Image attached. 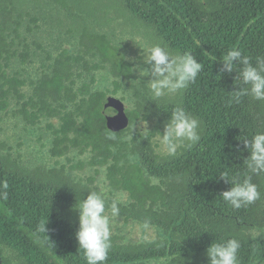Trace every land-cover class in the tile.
Instances as JSON below:
<instances>
[{
    "label": "trees",
    "instance_id": "16d2710c",
    "mask_svg": "<svg viewBox=\"0 0 264 264\" xmlns=\"http://www.w3.org/2000/svg\"><path fill=\"white\" fill-rule=\"evenodd\" d=\"M145 43L204 68L153 102L135 55ZM232 47L264 57V0H0L1 263L86 264L73 206L95 189L120 209L105 264H208L207 246L229 237L239 264H264V173L246 208L219 196L230 187L221 172L246 171L242 139L264 131V101L229 103L236 73L219 70ZM107 95L152 126L107 139ZM176 106L200 121V140L166 156L155 136Z\"/></svg>",
    "mask_w": 264,
    "mask_h": 264
},
{
    "label": "clouds",
    "instance_id": "9594fccd",
    "mask_svg": "<svg viewBox=\"0 0 264 264\" xmlns=\"http://www.w3.org/2000/svg\"><path fill=\"white\" fill-rule=\"evenodd\" d=\"M220 59L222 66L219 71L235 72L234 78L239 86L229 91V103H240L242 97L264 101V57H257L253 64L249 56L242 54L237 47H232ZM142 60L148 65L142 71L144 76L149 77L146 88L153 102L180 93L195 83L204 68L192 52L173 53L161 44H154L144 50ZM142 126L147 128L145 120ZM136 131L135 125L130 124L128 137L131 139ZM200 132V121L183 107L176 106L164 122L163 131H156L155 139L162 155L176 156L179 150L190 149L196 145L200 140ZM106 138L113 141L118 139L114 131L107 132ZM242 141L244 149L248 152L243 161L245 173L237 174L231 179L227 172L219 174L220 178L230 185L219 196L236 210L246 208L261 198L257 185L252 182V175L264 173V131H257ZM7 189V182L0 181V199H7ZM73 208L78 213L75 238L86 264H105L112 246V221L120 211L118 202L114 201L106 206L103 192L92 189L76 201ZM45 224L46 221L41 222L37 228L44 234ZM240 248L241 243L235 237L213 240L206 248L208 264H239Z\"/></svg>",
    "mask_w": 264,
    "mask_h": 264
},
{
    "label": "flooded vegetation",
    "instance_id": "af4514ba",
    "mask_svg": "<svg viewBox=\"0 0 264 264\" xmlns=\"http://www.w3.org/2000/svg\"><path fill=\"white\" fill-rule=\"evenodd\" d=\"M138 30L141 33H143V26H139ZM143 52H144L143 48H141V47L138 48L137 45H135V55L138 54L139 57L142 59ZM48 72H49V69H48ZM111 98L114 99L113 109H111L112 113L121 114V117L112 119V125H114V129H112L108 126V119L106 116V112H108L109 109H105V105L109 102V99H111ZM101 103L102 104H101V108H100V113L102 116V123H103L104 127L107 129V131L108 132L114 131L117 134V137H119V138H129L128 137V129H129V125L132 124V120L130 119V117L127 113L128 109L125 107V105H124L125 103L122 102L121 100L117 99L116 96H114V95L105 96ZM146 122H147V127L150 128L152 126V121L149 120ZM134 125H135L136 130H137L136 132H138V130L142 131V130L146 129L142 126L143 125L142 119H139L136 122H134ZM135 135H133L132 138L135 137ZM123 145H126V144H123Z\"/></svg>",
    "mask_w": 264,
    "mask_h": 264
},
{
    "label": "water",
    "instance_id": "95a60500",
    "mask_svg": "<svg viewBox=\"0 0 264 264\" xmlns=\"http://www.w3.org/2000/svg\"><path fill=\"white\" fill-rule=\"evenodd\" d=\"M113 102H114V99L111 98V99H109V102L105 105V109H109V111L106 112V116L108 119V126L112 129H114V125H112V119L121 117V114H116V113L109 115V113H112L111 109H113V105H114ZM0 264H2L1 258H0Z\"/></svg>",
    "mask_w": 264,
    "mask_h": 264
},
{
    "label": "rangeland",
    "instance_id": "374dc122",
    "mask_svg": "<svg viewBox=\"0 0 264 264\" xmlns=\"http://www.w3.org/2000/svg\"><path fill=\"white\" fill-rule=\"evenodd\" d=\"M147 48H149V46L145 43V48H144V50H146Z\"/></svg>",
    "mask_w": 264,
    "mask_h": 264
}]
</instances>
